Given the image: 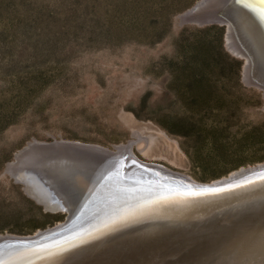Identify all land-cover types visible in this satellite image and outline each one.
<instances>
[{
  "label": "rangeland",
  "instance_id": "rangeland-1",
  "mask_svg": "<svg viewBox=\"0 0 264 264\" xmlns=\"http://www.w3.org/2000/svg\"><path fill=\"white\" fill-rule=\"evenodd\" d=\"M196 1L0 0V235L67 217L4 171L33 139L116 151L118 175L131 142L137 179L211 183L264 163L250 162L264 154V92L242 80L224 26L180 24Z\"/></svg>",
  "mask_w": 264,
  "mask_h": 264
},
{
  "label": "water",
  "instance_id": "water-1",
  "mask_svg": "<svg viewBox=\"0 0 264 264\" xmlns=\"http://www.w3.org/2000/svg\"><path fill=\"white\" fill-rule=\"evenodd\" d=\"M179 22L224 26L226 47L244 62V51L228 46V24L238 32L250 27L262 66L264 0H198ZM261 74L249 78L243 66L242 80L264 92ZM115 153L55 139H33L15 152L5 173L67 217L31 236L0 235V264H264V163L211 183L164 169L162 181L133 184L108 176L113 169L106 161ZM130 161L142 165L133 155ZM28 182L47 189L48 201Z\"/></svg>",
  "mask_w": 264,
  "mask_h": 264
},
{
  "label": "bare ground",
  "instance_id": "bare-ground-1",
  "mask_svg": "<svg viewBox=\"0 0 264 264\" xmlns=\"http://www.w3.org/2000/svg\"><path fill=\"white\" fill-rule=\"evenodd\" d=\"M243 31L241 32V31H237V30H235V28L234 27H232L231 26V24H228V36H227V40H228V43H229V47L232 49V50H234V51H236V52H238V53H241L242 51H244V53L242 52L241 54H243V56H244V59H245V62H244V70H245V73L248 75V77L249 78H255L256 76H255V74H258V73H260L261 74V72L263 71L264 72V62L262 63V66H261V63H260V59L258 58L259 56H258V54H259V48L258 47H256V41H255V39H253V37H252V32H251V28L249 27H247V26H243ZM240 34V37H241V39L238 37L239 36V34ZM243 50H242V49ZM250 54V55H249ZM256 54H257V58L255 59V57H256ZM251 56V57H250ZM252 59V60H251ZM256 60V62H255V60ZM258 62V63H257ZM262 75V74H261ZM263 76V75H262ZM262 76L260 77V78H262ZM262 82H264V80H262ZM130 146H131V144H130ZM130 146L128 147V146H123V148H121V150H124L125 152L124 153H126L127 152V154H128V158L126 157V159H132V153L130 152ZM116 152V151H115ZM117 157H118V152H117ZM115 159V158H114ZM126 159H122V161H123V163H121L120 165L123 167V169L122 168H119V175L118 174H116L115 172H111L110 174H108V176H113V180H117V181H123V179H122V177L123 176H127L128 177V179L130 178V177H132V178H136V179H134L135 181H139L138 179H137V177L134 175H132V176H128L127 174H129V172H131L132 170H131V168L132 167H134V165H136V166H138V163H134L133 161H126ZM138 160V159H137ZM118 161L116 160H114V164L113 165H115L116 163H117ZM127 162H130V164H128ZM106 163L108 164V163H112V162H108V161H106ZM119 163H120V161L117 163L118 165H119ZM126 164V165H125ZM119 165V166H120ZM129 165V166H128ZM112 166V165H111ZM116 166V165H115ZM125 166H127V168H128V172H126L125 171V169H124V167ZM117 167V166H116ZM139 167V166H138ZM137 168V167H136ZM144 168V167H143ZM113 169V168H112ZM153 169V168H152ZM161 169V168H160ZM136 170H139V169H136ZM145 170V169H144ZM156 170V169H155ZM158 170V169H157ZM142 171V170H141ZM164 171V170H163ZM117 172H118V170H117ZM121 172H123V174L121 173ZM137 172V171H136ZM145 173V172H144ZM147 173V172H146ZM149 173V172H148ZM155 173V172H154ZM154 173H152V174H154ZM165 173V172H164ZM130 174H133V171L130 173ZM123 175V176H122ZM138 175V174H137ZM144 175V174H143ZM146 175V174H145ZM144 175V176H145ZM116 178H115V177ZM139 176V175H138ZM147 178V177H146ZM127 179V178H126ZM151 179H153L154 181H162V180H164V176H163V178H162V176L160 177V178H156V176L155 177H152ZM129 180H131L132 181V179H129ZM124 182V181H123ZM134 182V181H133ZM29 184H28V186H27V189H31V191H33L38 197H40L42 200H44V201H48V198L50 197V195H49V191L46 189H44L43 187H40L39 186V184H37L36 182H28ZM181 190H183V189H181ZM181 192H183V191H181ZM59 203H56V205L57 206H59L58 205ZM49 205H51V204H49Z\"/></svg>",
  "mask_w": 264,
  "mask_h": 264
},
{
  "label": "trees",
  "instance_id": "trees-1",
  "mask_svg": "<svg viewBox=\"0 0 264 264\" xmlns=\"http://www.w3.org/2000/svg\"><path fill=\"white\" fill-rule=\"evenodd\" d=\"M236 81H237L238 86H239L240 88H242L243 86H242L241 83L239 82V79H238V78L236 79ZM222 121H223V119H222ZM223 133H224V132H223L222 130H220V134H219L220 138L224 137V136H223ZM262 160H264V154H263L262 156H260L258 159H256V160L253 159V160H251L250 162L254 163V162H259V161H262ZM240 165H243V164L236 163V164L234 165V168H237V167H239ZM225 173H227V171H221L220 174L215 175V176H212L211 179H212V178H216V177H220L221 175H223V174H225ZM56 220H59V219H53L52 221H51V220H48V221H45V222H42V223L39 222V223L34 224V225H32V226H27L26 229L20 231L19 233H20V234H30V233L34 232L35 230H37V229H39V228H45L47 225H48V226L52 225Z\"/></svg>",
  "mask_w": 264,
  "mask_h": 264
}]
</instances>
